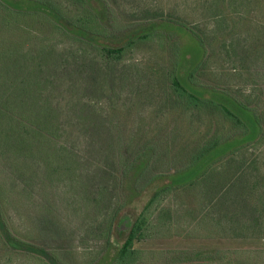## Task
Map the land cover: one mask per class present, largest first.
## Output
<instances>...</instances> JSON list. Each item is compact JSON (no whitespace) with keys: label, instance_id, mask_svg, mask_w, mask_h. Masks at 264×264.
<instances>
[{"label":"rangeland","instance_id":"374dc122","mask_svg":"<svg viewBox=\"0 0 264 264\" xmlns=\"http://www.w3.org/2000/svg\"><path fill=\"white\" fill-rule=\"evenodd\" d=\"M50 1L68 19L84 20L106 36H122L139 23L167 16L195 27L206 50L197 84L250 104L264 121V0H103L108 25L87 4ZM219 13L224 20L214 17ZM183 39L189 46L158 31L110 58L101 46L78 40L41 14L0 11V56L7 40L29 52L48 53V78L55 82L50 94L66 130L58 146L74 149L75 155V172L68 174L63 158L54 157L47 174L40 158H6L0 146V223L18 242L47 254L10 245L0 225V264H264V239L241 232L236 237L232 223L224 220L227 208L208 204L209 189L176 191L155 203L145 213L148 225L134 245L136 253L116 259L118 252L107 250L109 239L119 243L123 236L118 234L128 226L111 236L114 216L129 197L116 179L138 150H150L139 191L149 178L185 166L189 154L210 138L237 132L214 113L212 99L202 107L206 112L186 107L188 101L176 94V65L195 66L185 61L195 43L187 34ZM78 115L85 116L84 125L72 124L71 117ZM86 127L96 132L92 142L79 135ZM235 156L233 168L251 166L262 175L264 138ZM140 202L132 204L139 213L145 205Z\"/></svg>","mask_w":264,"mask_h":264},{"label":"trees","instance_id":"16d2710c","mask_svg":"<svg viewBox=\"0 0 264 264\" xmlns=\"http://www.w3.org/2000/svg\"><path fill=\"white\" fill-rule=\"evenodd\" d=\"M71 1L82 6L87 4L89 8L95 10L96 17H101V21L104 24L107 22L106 25H108L109 10L103 0ZM3 10L10 14H41L55 27L67 31L78 40L86 41L90 45L101 46L110 58H119L127 47H132L136 41L153 37V33L158 31L178 36L179 41L181 43L183 41V45H188L183 38L185 34L189 35L195 43L193 46L195 51L189 50L186 53L185 61H192L195 66L191 67L190 65L188 68L190 63H182L183 67L182 65L179 67V64L176 65L177 69L175 68L172 76V84L176 94L186 103L188 101L189 105L184 102L186 107L193 109L201 108L204 110L205 108L202 107L212 99L211 105L215 109L214 113L222 115L231 123L233 129H237V132L232 135L226 137L215 135L210 138L207 143L189 154V163L185 166L167 176L158 175L149 178L144 184V188H140L139 191L138 187L142 182L140 180L142 174L145 173L144 167L148 165V159L145 162L143 159L148 157L150 150H138V157L123 164L120 170V178H117L116 181L126 196L129 193V197L114 216L111 236L113 237V232L120 233V227L123 225L128 224V226L126 231L118 234V236H123L117 243L119 245L115 244L112 238L109 239L107 245V250L112 249L118 252L116 259L126 258L127 255L136 253L134 245L143 239L148 225V218L145 213L155 203L159 204L162 198H166L173 192L195 188L212 190V198L208 204L215 210L227 208L228 211L224 212L226 216L223 217L224 220L232 223V230L235 231L236 237L241 232L246 237L252 235V237L264 239V173L261 175L257 169L256 172L253 171L251 166H245V168L232 167L236 154L263 140V117L250 104L244 103L219 89L197 84L195 81L196 73L205 58L206 50L204 48L205 43L195 27L179 20H172L169 18L170 16H167L168 19H154L155 21L139 23L133 29H126L124 34L129 30L131 34L124 37L123 33L122 36H106V33L100 34L94 31L92 26H89V23L84 20L68 19L50 0H25L24 3L21 0H0V11ZM214 17L221 18V21L224 20L222 13L217 16L214 15ZM122 39L127 42L121 44ZM7 41L4 48L6 50H4L3 56H0V146L4 149L6 158L11 155L26 157L25 159L40 158L45 164L47 174L49 173L48 163H51L54 157H62L64 169L68 174H72L75 172L74 149L64 148L62 145L58 146V142L62 140L64 126L62 127L61 111L50 94L55 82L48 78L50 66L45 62L48 53L43 55L40 51L29 52L24 50L23 44L12 45L14 42ZM263 42L264 40L261 41V43ZM189 54L191 58H187ZM40 59L41 61L37 62ZM204 111L207 112V110ZM70 120L72 124L77 122L79 125H84L85 116L78 115L71 117ZM88 129L86 127L84 131L79 132V135L84 136L86 141L91 140L92 142L96 132ZM72 135L73 132L71 131L68 136L71 137ZM105 155L106 158L110 157V148H107ZM191 171L194 173L189 179L184 180L186 174ZM134 196L137 199L133 202ZM137 201L139 203L144 201L145 203L141 213L132 205ZM240 205L246 210L245 213L241 214ZM229 208H231L230 211ZM244 220H246L245 223H243ZM0 225L5 240L10 245L30 252L43 253L47 256L44 251L18 242L3 223ZM50 260L52 261V258ZM103 260L104 258L101 259V263ZM53 264H57L56 260H53Z\"/></svg>","mask_w":264,"mask_h":264}]
</instances>
